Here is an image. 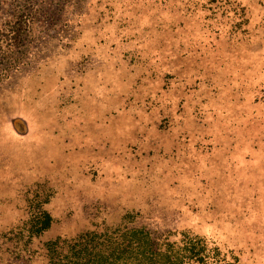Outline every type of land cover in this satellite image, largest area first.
I'll return each mask as SVG.
<instances>
[{
  "label": "rangeland",
  "instance_id": "1",
  "mask_svg": "<svg viewBox=\"0 0 264 264\" xmlns=\"http://www.w3.org/2000/svg\"><path fill=\"white\" fill-rule=\"evenodd\" d=\"M30 1L34 58L0 86V264L123 225L264 264V0Z\"/></svg>",
  "mask_w": 264,
  "mask_h": 264
},
{
  "label": "trees",
  "instance_id": "2",
  "mask_svg": "<svg viewBox=\"0 0 264 264\" xmlns=\"http://www.w3.org/2000/svg\"><path fill=\"white\" fill-rule=\"evenodd\" d=\"M35 2L16 0L18 9L12 20L0 28V86L34 58L33 51L29 52V39L39 11L34 8L39 5ZM50 223L48 213L40 212L37 220L29 221L27 239L40 236ZM39 256L42 264H241L230 251H221L212 242L188 231L154 236L143 228L126 225L106 228L100 233L78 234L71 239L48 240Z\"/></svg>",
  "mask_w": 264,
  "mask_h": 264
}]
</instances>
